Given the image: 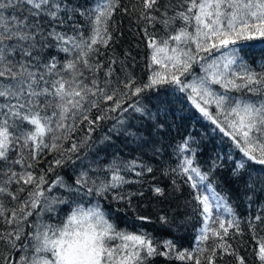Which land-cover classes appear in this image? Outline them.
I'll return each mask as SVG.
<instances>
[{
	"label": "snow or ice",
	"instance_id": "6c2138e0",
	"mask_svg": "<svg viewBox=\"0 0 264 264\" xmlns=\"http://www.w3.org/2000/svg\"><path fill=\"white\" fill-rule=\"evenodd\" d=\"M118 15L143 33L146 80L117 52ZM251 41L264 42V0H0V264H152L157 256L249 264L237 241L242 223L253 264H264V204L242 220L214 179L226 159L232 176L245 178L249 207L264 193V174L250 166H264V63L247 61ZM160 88L183 94L239 159L218 153L203 170L191 133L173 149L174 164L157 169L145 159L147 126L165 130L146 95ZM108 121L99 143L115 147L123 137V147L102 159L93 134ZM78 160L71 182L57 172ZM157 171L169 186L155 182ZM146 191L157 200L180 194V223L199 224L193 247L146 231L149 216L137 215L134 230L113 220L104 202L135 211ZM157 219L175 226L166 213Z\"/></svg>",
	"mask_w": 264,
	"mask_h": 264
},
{
	"label": "trees",
	"instance_id": "16d2710c",
	"mask_svg": "<svg viewBox=\"0 0 264 264\" xmlns=\"http://www.w3.org/2000/svg\"><path fill=\"white\" fill-rule=\"evenodd\" d=\"M84 2V0H82ZM131 0H123V3L128 4ZM116 20L121 28L120 32L116 35L119 37V42L116 45L117 52L123 57L127 52L130 55L127 57V63L138 79H147L146 69V53L143 33L136 34V27L132 24L128 17L117 16ZM157 30L160 34H163L161 26L157 25ZM243 47L247 54V61L252 64L253 67L259 69L261 63H264V42L251 41L244 42ZM134 58V60H133ZM147 98L153 112L160 109V120L165 124V130L162 135H157L155 130L151 128V125L147 126L149 144L143 148L142 153L145 159L150 160L154 166H159L165 162L171 160L174 164L175 161L171 159L173 149L177 144H180L191 133L195 143L192 144L193 148L197 149V162L201 165L203 170H207L211 165L212 160L216 159L218 153L227 154L233 153L234 159H239V156L234 152L230 146V142L227 138L222 137V134L218 130H214V126L205 120L191 104L183 97V94H172L168 88H160L157 91L147 93ZM112 121H108L102 125L96 133L93 134V139L96 141L97 151L100 153L102 159H108L111 154L123 147V137L115 140V147L106 148L103 144H100V138L105 134L107 128L111 125ZM82 135V134H81ZM162 148V155L154 156L152 153L153 147ZM135 148V145L131 146ZM83 151V150H82ZM127 155V150L123 153ZM133 155L136 153L133 152ZM95 152L89 151L88 157L94 158ZM191 155V153H188ZM51 159V156L48 157ZM80 161H77L76 165H67L63 169H57L66 180L71 182L73 180V168H78ZM224 167L218 169L214 174L216 180V186L234 206L238 215L243 220L249 214H254L257 211L258 204H264V193H258L255 198V203L249 207L247 196L249 194L245 187V178L242 176L237 179L232 176L231 168L233 167L230 161L226 159L223 161ZM86 166V165H85ZM252 175L255 177L258 174H264V166L251 164ZM44 167V165H41ZM55 173L49 176V179L54 177ZM156 183L161 186H169L170 182L167 178L159 175L157 171ZM133 190L136 186H130ZM188 188L185 187L184 195L188 193ZM180 194L177 193V200H157L151 197V194L146 191V195L143 198H138L136 201V210H125L119 208L115 204L108 205V202H104L106 207H110L114 213L113 220H115L121 228L127 227L129 229H136L140 226L141 221L136 219L137 215H146L150 217V223H144V229L152 232L159 239H174L180 248H190L194 246V237L197 235V229L199 227L198 220L194 219L187 225L180 223L185 216V211L177 210V203L182 204L183 201L179 199ZM191 211L190 209L188 210ZM167 214L174 220L175 226L172 228L162 225L157 217L161 214ZM179 230H176V228ZM241 227L244 229V236L237 237L239 242L241 239L245 242L244 247L240 249L242 254L248 258L249 264H253L255 259L253 251L255 248L254 241L251 240V236L248 233L247 225L242 223ZM239 246V244H237ZM152 264H181L179 261L167 260L164 257L157 256ZM221 264H234L232 257H225Z\"/></svg>",
	"mask_w": 264,
	"mask_h": 264
}]
</instances>
